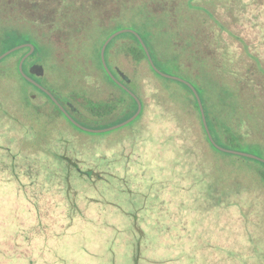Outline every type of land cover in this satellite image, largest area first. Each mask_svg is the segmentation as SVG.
<instances>
[{"label": "rangeland", "instance_id": "374dc122", "mask_svg": "<svg viewBox=\"0 0 264 264\" xmlns=\"http://www.w3.org/2000/svg\"><path fill=\"white\" fill-rule=\"evenodd\" d=\"M19 1V16L42 19L45 10ZM110 1L84 0L67 20L59 17L55 40L35 48L26 64L43 65L36 81L46 90L78 91L51 93L77 123L105 130L136 114L101 65L103 45L124 29L142 37L160 71L193 84L206 110L236 109L224 93L222 55L240 40L217 42L211 32L229 37L232 23L264 57V7L249 4L233 23L227 0L214 1L221 21L204 10L205 0H117L118 19L108 17ZM5 13L0 0V56L15 43L32 44L21 20L7 33ZM132 41L128 33L114 38L106 61L140 99L141 115L104 133L76 128L21 79L17 61L25 52L0 61V264H264V191L250 178L256 165L211 148L191 94L128 54ZM92 108L99 114L90 115Z\"/></svg>", "mask_w": 264, "mask_h": 264}, {"label": "trees", "instance_id": "16d2710c", "mask_svg": "<svg viewBox=\"0 0 264 264\" xmlns=\"http://www.w3.org/2000/svg\"><path fill=\"white\" fill-rule=\"evenodd\" d=\"M205 1L206 2H204V4L205 6L207 5V8L203 6L204 10L216 17V12L214 9H212L214 6L217 5L216 2H214L215 0H205ZM221 1H225L226 3V0H221ZM227 1L229 2V4L228 7H226L225 4V9L228 8V11L231 13V16L233 18V23L234 22L237 23L241 21L246 16L247 8L249 4H254L259 7H264V0H227ZM3 2L6 11V13L4 14L5 27L8 26L7 27L8 29H6L7 33H9L10 31L13 32L10 29L11 26H13V24H11L12 22L14 23L15 21L17 22L21 20L23 21L24 24H28V26L30 27V30H27L25 29L26 26H24L26 32L22 33L21 35L25 38H28V40L32 41V44L35 46V48H42V49L45 48L44 47L45 44L49 43L51 40H55L54 38L59 32V31L57 32L56 30H59L58 29L59 26L61 27V25L57 21L58 18L60 17V19L62 18L67 20L68 13L70 12L77 13L80 7L84 5V0H53L51 5L50 4L46 5V3H42L40 0H32L30 4L22 2V5L26 10L29 9L30 10L39 9L41 11L45 10V12H43V14L44 13L45 14L42 16V19L39 17H35L32 19L26 14L19 16L18 14V6L20 2L19 0H3ZM110 2L114 3V7H112L114 13L109 14L108 17L113 16V18L116 17L118 19L120 17H123L121 16V9L119 8L118 1L111 0ZM143 8L145 7H140V12H142ZM195 8H199L198 3L196 4ZM217 19L220 20L219 18ZM30 25L34 27V30L37 29L38 34L34 32L33 34H29L28 31H32ZM233 26L234 25H232L231 23V25L229 26L230 29L228 28L229 31L226 29L229 33V37L225 32H221L215 38L214 36L216 35V33L211 32V34H213L212 37L217 42L221 40L222 38L221 36L223 37L225 36L227 39H231L230 38L231 36L240 40L239 42L231 39L234 42L232 44L228 42V47L227 49L225 47L226 49L225 53L222 55V57L225 58L223 60L225 63V73L227 74V82H224L223 80L224 93H229L228 95L229 101H231L230 107H233L236 103H238L236 104L237 110L234 108L228 112L225 111L217 112V110H215L214 108H213L214 111L212 109L206 110L204 103L202 102L205 111V116L210 133L217 145H219L224 149L244 152L264 159V57L261 55L260 51L257 50L255 47L249 46V44L246 43L247 40L245 38H242L237 33H234L231 29L233 28ZM56 27L58 28L56 29ZM130 35L132 36L134 41H132L133 46L127 49V53L130 54L137 61L145 60L147 63H149L145 51L143 50L137 38L132 34ZM225 40L226 39H224V41ZM221 42L219 43L218 49H216V52L218 53L220 52L221 48H224L222 47ZM236 43H240V46L232 48V45ZM145 44L150 52L154 64L156 65L151 49L149 48L146 42ZM18 45L20 44L15 43L8 49H11ZM107 51L108 48L106 49L105 52V58ZM22 52L27 53L29 52V49L20 50L9 57H14ZM175 54H179V53L173 51V55ZM21 58L22 57L18 59L17 61L18 64ZM23 69L24 72L28 74L31 78H33L35 81L37 80L35 76H32L29 73H27L26 64L23 66ZM149 69L155 75H157L152 70L150 65H149ZM103 71L107 76V78L109 79V81H111V83L116 87H119L116 83H114L110 79V77L105 72L104 68ZM17 73L21 77V79H23V77L19 72L18 67H17ZM121 73L123 74V72ZM157 76L161 77L159 75ZM121 83L124 85L123 82ZM178 84H180L188 93L191 94L200 119L201 130L205 136L208 145H210L211 148L215 149L213 145L210 143L207 133L203 127L199 107L192 91L187 86L179 82ZM34 88L37 89L36 87ZM119 88L123 90L121 87ZM196 90L200 94L197 88ZM124 93H126L127 96H129V94L126 91H124ZM232 93L237 94V102L231 100ZM129 98L134 102L137 109L138 107L137 103L134 101V99H132L131 96H129ZM118 102L120 104L123 103L121 99H118ZM56 109L58 113L62 115L60 109L58 107H56ZM105 111L109 112L110 107L108 106L107 109H105ZM88 112L90 115L95 114V116L99 114V111L94 113L93 108L89 109ZM226 155L248 160L254 163L256 166L252 167V175L250 176V178L254 183L258 185L256 186V188L258 187V189L262 190V192L264 191V163L231 154H226ZM261 206L262 207L259 211V216L261 221H260V225H258L259 226L258 228H260L261 230V235L259 239H262L264 242V199L261 202Z\"/></svg>", "mask_w": 264, "mask_h": 264}, {"label": "water", "instance_id": "95a60500", "mask_svg": "<svg viewBox=\"0 0 264 264\" xmlns=\"http://www.w3.org/2000/svg\"><path fill=\"white\" fill-rule=\"evenodd\" d=\"M125 33H130V34L134 35L137 38V40L139 41V43L142 46L143 50L145 51V54L147 56V60L149 62L150 67L152 68V70L157 75H159V76H161V77H163L165 79H169V80H173V81L179 82V83L187 86L192 91V93H193V95H194V97H195V99L197 101L198 107H199V111H200L203 127H204V129H205V131L207 133V136H208V139H209L210 143L213 145V147L215 149H217L218 151H220L222 153L231 154V155H235V156H239V157H244V158H248V159H252V160L264 163V159L259 158V157L255 156V155L244 153V152H239V151H233V150L224 149V148H222V147H220L219 145L216 144V142L213 140V137H212V135L210 133V130H209V127H208V124H207V120H206V116H205L203 103H202L201 97H200L199 93L197 92L196 88L190 82H188L186 80H183V79L177 78V77H173V76H170V75H167V74H164L163 72H161L156 67V65L154 64L153 59H152V57L150 55V52H149L144 40L135 31L124 29V30H121V31L115 33L113 36H111L106 41V43L103 45V47L101 49V52H100L102 66H103L105 72L107 73V75L110 77V79L114 83H116L119 87H121L124 91H126L129 94V96H131L132 99H134V101L137 103V106H138V110H137L136 114L133 117H131L127 121H125V122H123V123H121V124H119V125H117L115 127H112L110 129L90 130V129H87V128L81 126L79 123H77L64 110V108L60 105V103L56 100V98L51 93H49L48 90H46L44 87H42L39 83H37L33 78H31L28 74H26L24 72L23 66H24L25 61L30 56H32L33 53L35 52V46L33 44H22V45H18L16 47L10 49L9 51H7L6 53H4V54H2L0 56V61H2L3 59L7 58L8 56H10V55H12V54H14V53H16V52H18L20 50L29 49V52L22 57V59H21V61L19 63V67H18L19 68V72H20L21 76L23 77V79L26 80L31 85H33L34 87H36L37 89L43 91L44 94L46 96H48L51 99V101L63 112L65 117L69 120V122L73 126H75L76 128H78V129H80V130H82L84 132H88V133H104V132L111 131V130H114V129H117V128H120V127H123V126H126V125L132 123L133 121H135L139 117V115L141 114V111H142V103H141L140 99L112 75L111 71L108 68V65H107V62H106V58H105V52H106V49H107L108 45L110 44V42L114 38H116L117 36H119L121 34H125ZM29 74L32 75V76H35V77H42L44 75L43 65L40 62H37L36 64H34L31 67V69L29 71Z\"/></svg>", "mask_w": 264, "mask_h": 264}, {"label": "flooded vegetation", "instance_id": "af4514ba", "mask_svg": "<svg viewBox=\"0 0 264 264\" xmlns=\"http://www.w3.org/2000/svg\"><path fill=\"white\" fill-rule=\"evenodd\" d=\"M28 53V52H27ZM27 53H25V54H27ZM32 58V56H30L26 61H25V63H24V65L25 64H27L28 63V61H30V59ZM37 63V62H36ZM36 63H34V64H36ZM33 64V65H34ZM32 65V66H33ZM27 70H30V69H27ZM28 73V72H27ZM37 91L38 92H41V93H43L44 94V92L43 91H41V90H39V89H37ZM69 93H77L78 91H68ZM67 91H59V92H52V91H49V93H68ZM45 95V94H44ZM46 96V95H45ZM47 97V99L48 100H50L51 101V99L48 97V96H46ZM52 102V101H51ZM67 107H68V109L73 113V114H76V116L78 115V111L74 108V107H69L68 105H66ZM57 107V106H56ZM68 110V111H69Z\"/></svg>", "mask_w": 264, "mask_h": 264}]
</instances>
